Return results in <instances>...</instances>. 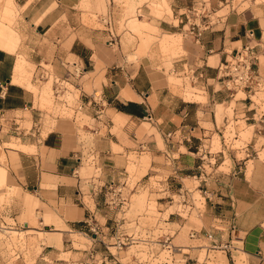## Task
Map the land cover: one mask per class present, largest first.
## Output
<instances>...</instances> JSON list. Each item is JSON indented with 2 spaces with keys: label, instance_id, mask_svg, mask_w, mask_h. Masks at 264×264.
I'll return each instance as SVG.
<instances>
[{
  "label": "rangeland",
  "instance_id": "obj_1",
  "mask_svg": "<svg viewBox=\"0 0 264 264\" xmlns=\"http://www.w3.org/2000/svg\"><path fill=\"white\" fill-rule=\"evenodd\" d=\"M5 7L14 13L11 21L8 20L10 16L5 18L7 22L3 20ZM166 7L171 9V15ZM74 12L80 14L79 21L86 28L112 31L117 42L112 50L121 51L126 64L134 69L140 64L158 72L162 69L173 95L181 100L183 93L198 97L188 103L199 108L200 117L204 111L208 115L207 119L200 120L199 139L195 143L192 138L188 141L194 152L189 155L195 158V172L190 175L170 173L163 164H172L171 160L152 154V149L166 151L169 142L162 140L148 120L136 127L138 142H121L132 150L125 153L124 169L114 178H108L95 193H90L89 184L101 183V173L90 152L82 150L76 171L80 192L76 201L91 210L94 209L92 198L98 202L100 215L93 218L91 225L98 226L99 238L92 244L91 234L85 231L87 228L57 226L46 215L47 211L55 215L54 211L47 208L41 211L36 208L38 203L27 206L23 203L26 193L15 187L14 181L5 179L0 184V210L11 200L22 203V211L15 222L6 214L0 220V258L4 264H100L101 257L108 253L106 246L121 264H192L195 259L203 264H219L223 260L236 264L237 258L245 262L233 248L222 249L221 242L216 241L213 247L204 234L224 229L222 218L208 212L213 202L212 192L218 186L217 179L230 169L238 174L244 165L250 169L264 148V45L256 48L260 85L246 96L242 92L224 91L217 80H208L203 88L169 70L185 54L183 40H196L195 36L201 32L228 25L234 14L244 12L264 22V0H80ZM108 14L112 16L111 28L102 24V17ZM17 17V6L12 7L10 0H0V41L10 52L24 40L17 30ZM168 37L175 43L164 47L162 40ZM256 44L252 40L250 45ZM18 55L26 59L32 72L29 83L34 82L29 88L34 94L35 108L42 113L41 124L37 125H42L41 136L51 130L59 118L73 120L78 134L84 137L82 127L90 120L79 112L75 114L79 106V88L83 86L85 92L98 89L104 70L96 66L73 78H57L52 67L41 63L37 68L24 54ZM208 64L217 66L218 62L209 59ZM107 114L109 122L113 123L111 132L119 136L126 120ZM22 115V121L17 119L16 122L21 129H29L32 121L28 113H17V117ZM245 133L248 136L244 137ZM8 136V142H0V169L10 176L17 165L16 153L10 151L16 148L12 144L27 145V142H20L14 134ZM112 149L124 153L123 146L113 144ZM113 189L117 192L109 207L104 201L105 193ZM30 194L36 199L34 191ZM107 213L110 215L105 219ZM24 220L28 225L24 226ZM45 230L50 233H44ZM56 230L60 233H54ZM52 235H57L59 241L53 240ZM118 240L124 241V245L112 247ZM41 244L52 245V248L48 247L42 254ZM51 249L52 257L46 254ZM39 259L43 263H39Z\"/></svg>",
  "mask_w": 264,
  "mask_h": 264
},
{
  "label": "crops",
  "instance_id": "obj_2",
  "mask_svg": "<svg viewBox=\"0 0 264 264\" xmlns=\"http://www.w3.org/2000/svg\"><path fill=\"white\" fill-rule=\"evenodd\" d=\"M79 2L10 0L12 7L17 6V30L24 40L14 52L0 47V142H8V134H14L20 142H27V145L12 144L16 148L10 151L16 153L17 165L10 171V176L0 169V184L5 179L14 181L15 187L26 193L24 204L38 203L37 209L54 211L55 215L46 212L50 221L57 226L65 224L71 229L86 228L85 222L100 215L94 198L93 210L76 201L80 196L76 171L83 156L82 150L90 152L101 173V183L89 184L90 193H95L108 182V178H114L124 169L125 153L132 150L121 142H138L136 127L148 120L162 140L169 142L166 151L152 149V154L171 160L172 164H163L170 173L190 175L196 167L195 158L189 155L194 152L188 141L192 138L195 143L199 139L197 134L202 133L200 120L207 119L208 115L204 111L200 117L199 108L188 103L197 100L196 95L183 93L184 101L173 95L162 69L158 72L142 64L134 69L126 64L124 54L121 51L115 53L112 46L107 45V30H91L79 21L80 14L74 12ZM166 9L171 15V9ZM262 21L242 12L230 17L226 26L201 32L198 41L193 38L183 40L185 54L172 67L180 70L183 64L190 68L207 64L206 78L214 80L216 66H210L209 59L219 64L239 48L251 44L252 41L246 38L250 30L254 41L264 45ZM18 54H24L37 68L41 63L52 67L57 78H73L77 69L84 74L96 66L104 70L98 89L85 92L83 86L79 88V106L75 114L79 112L90 120L82 127L84 137L78 134L73 120L59 118L53 128L41 136L42 125H37L41 124L42 113L35 108L34 94L29 88L34 81L29 83L28 78L16 83L13 80ZM17 113H28L32 126L18 132L7 129L3 133L13 121H22L24 116L17 117ZM107 113L126 120L119 136L111 132L113 123L109 122ZM246 136L248 133L244 134ZM113 144L123 146L124 153L113 151ZM260 152L250 169L244 165L239 174L233 169L222 173L217 179L218 186L212 192L213 202L208 210L221 217L224 226L221 231H213L215 241L231 243L234 251L243 256L245 262L241 263L237 258L236 264H264V148ZM30 191H34L36 199L31 197ZM21 205L10 200L0 210V220L6 214L15 222L21 215ZM109 215L105 214V219ZM23 222L24 226L28 225L26 220ZM44 233L50 232L45 230ZM54 233L60 232L56 230ZM50 237L59 241L57 235ZM41 245L42 254L48 247L52 248V245ZM52 253L53 249L46 254L52 257ZM1 259L0 264H4ZM40 260L38 262L43 263ZM219 264L227 262L223 260Z\"/></svg>",
  "mask_w": 264,
  "mask_h": 264
},
{
  "label": "built area",
  "instance_id": "obj_3",
  "mask_svg": "<svg viewBox=\"0 0 264 264\" xmlns=\"http://www.w3.org/2000/svg\"><path fill=\"white\" fill-rule=\"evenodd\" d=\"M102 24L108 28H111L112 24V16L110 14L102 17ZM109 33V40L107 41V45L114 46L117 44L116 42V36L112 31H108ZM200 34H197L196 40H199ZM246 38L248 40H254V34L250 30L246 34ZM259 47V44L257 42L255 45L246 44L245 46L239 48L236 50L233 54H230L228 57H225L223 61H221L215 68L216 74L214 76V80H217L222 86L221 88L230 93V94H236L238 92H242L245 96L251 94V92L255 91V89L260 85V82L258 81V78L260 76L259 74V67H258V57L256 54V48ZM75 65V64H74ZM208 67L207 64H201L200 66H197L195 68H190L186 64H183L181 66L180 70H175L172 68V70H169L171 74H176L179 77H183L188 79L192 84H198L201 85L203 88L205 87L208 79L206 78V72L205 69ZM80 73V70L77 69L75 71V74L72 76H78ZM150 120V116L148 118ZM9 126V130H12L13 132L21 131V128L19 127L17 122H12ZM111 188L110 186L108 187ZM112 189V188H111ZM114 191H107L105 193L104 201L106 204L111 207L113 205V196L116 194L117 191L113 189ZM124 202L121 201V204ZM116 206V204H115ZM93 218L89 219V221L85 222L87 224L85 231H88L91 234L90 237V244H92V241H95L98 237L99 230L97 225L92 226L91 221ZM83 234H86V232H82ZM195 232H192V236L195 235ZM199 233V231H197ZM87 235V234H86ZM204 236L211 240L213 243V247H215L216 241L213 238V234L206 232ZM122 245H124V241L118 240L117 242H114L112 244V247L115 248H121ZM220 246H222V249H229L231 246V243L225 242L221 243ZM108 253L104 254L101 257L100 264H121L118 260L117 256L112 253L108 246H106ZM185 260V259H184ZM185 262V261H184ZM192 264H203L202 261H198V259H195Z\"/></svg>",
  "mask_w": 264,
  "mask_h": 264
},
{
  "label": "bare ground",
  "instance_id": "obj_4",
  "mask_svg": "<svg viewBox=\"0 0 264 264\" xmlns=\"http://www.w3.org/2000/svg\"><path fill=\"white\" fill-rule=\"evenodd\" d=\"M9 16H10V19H8ZM12 16H13V11L10 10L9 8L5 7L4 11H3V20H5L6 22H7V19L11 21ZM6 17H8V18L5 19ZM10 21H8V22H10ZM176 38H178V37H176ZM176 38H173V39L176 40ZM162 41H163L162 44L164 45V47H169V46H171V44L175 43V42H173V40H171V37H168V38H166V40H162ZM0 47H2L4 49H8L7 46H5V44L2 43L1 41H0ZM29 69L30 68H28V62L24 58L19 57L16 61V65L14 68V79H13L14 82L20 83L24 79L30 78L29 76L31 75L32 72H30Z\"/></svg>",
  "mask_w": 264,
  "mask_h": 264
}]
</instances>
